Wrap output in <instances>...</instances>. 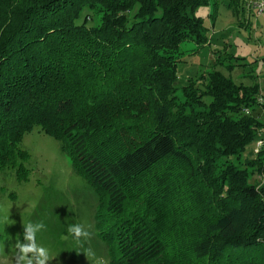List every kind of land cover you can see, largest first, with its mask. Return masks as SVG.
<instances>
[{"label":"trees","instance_id":"1","mask_svg":"<svg viewBox=\"0 0 264 264\" xmlns=\"http://www.w3.org/2000/svg\"><path fill=\"white\" fill-rule=\"evenodd\" d=\"M206 3L0 0V184L29 181L26 134L55 138L119 222L122 249L96 212L110 264H264V180L235 163L264 126L245 113L259 86L212 70L178 87L182 44L208 43Z\"/></svg>","mask_w":264,"mask_h":264},{"label":"rangeland","instance_id":"2","mask_svg":"<svg viewBox=\"0 0 264 264\" xmlns=\"http://www.w3.org/2000/svg\"><path fill=\"white\" fill-rule=\"evenodd\" d=\"M99 9L84 11L93 19L86 21L87 25L100 24L102 13ZM84 14L78 23L84 21ZM196 15L207 28L209 40L198 51L194 42L182 44L184 56L178 65V87H187L212 70L221 71L239 86H259L254 105L245 113L264 125V13L259 14L255 0H207L197 8ZM179 96L182 98L181 93ZM125 116V121H130L124 114L117 118ZM260 141L264 142V126L240 160H235L250 174L254 172L251 177L256 183L264 180L263 175L257 172L258 168L245 164L264 149V146L259 148ZM21 147L30 155L27 166L31 172L25 183L6 181L0 184V188L6 187L5 194H0V230L3 231L0 232V264H19L17 244L24 243V227L30 222L46 225L36 240L49 250L48 264H96L97 258L110 264L106 243L96 230V212L112 244L122 249L125 236L123 232L114 236L109 228L119 229L120 225L100 203L103 194L78 175L61 144L39 128L25 135ZM73 224L85 225L91 233L90 238H75L68 231Z\"/></svg>","mask_w":264,"mask_h":264},{"label":"clouds","instance_id":"3","mask_svg":"<svg viewBox=\"0 0 264 264\" xmlns=\"http://www.w3.org/2000/svg\"><path fill=\"white\" fill-rule=\"evenodd\" d=\"M46 225L43 222L28 223L25 228L24 243L17 244L19 264H48L50 253L46 247L37 243V234L44 230ZM68 231L77 239H88L90 231L83 224H73ZM89 252L91 250L89 249ZM95 255V253H92ZM96 264H106L103 258H97Z\"/></svg>","mask_w":264,"mask_h":264},{"label":"built area","instance_id":"4","mask_svg":"<svg viewBox=\"0 0 264 264\" xmlns=\"http://www.w3.org/2000/svg\"><path fill=\"white\" fill-rule=\"evenodd\" d=\"M255 6L259 9V14H263L264 13V0H255ZM261 101L263 102L262 99H260V102ZM262 146H264V142L260 141L259 142V148H261Z\"/></svg>","mask_w":264,"mask_h":264},{"label":"crops","instance_id":"5","mask_svg":"<svg viewBox=\"0 0 264 264\" xmlns=\"http://www.w3.org/2000/svg\"><path fill=\"white\" fill-rule=\"evenodd\" d=\"M202 48H203V47H202ZM202 48H201V49H202ZM196 51H197V50H196Z\"/></svg>","mask_w":264,"mask_h":264}]
</instances>
